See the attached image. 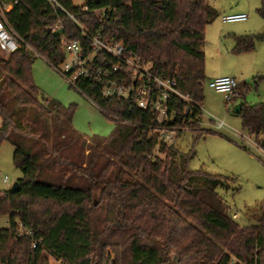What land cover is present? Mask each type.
<instances>
[{
    "label": "trees",
    "instance_id": "trees-1",
    "mask_svg": "<svg viewBox=\"0 0 264 264\" xmlns=\"http://www.w3.org/2000/svg\"><path fill=\"white\" fill-rule=\"evenodd\" d=\"M62 4L203 103L206 27L218 17L209 0H93L87 12L72 0ZM258 13L264 19V0ZM6 19L31 49L23 43L0 54V146L12 144L23 173L19 191H0V217L10 216L0 229V264H264V210L257 224L240 225L216 189L230 178L190 170L194 145L181 154L105 111L142 124L155 121L151 112L103 98L102 82L81 79L78 90L115 124L109 136L85 137L72 127L74 105L38 98L37 53L53 67L66 57L52 28L84 39L64 11L48 0H18ZM233 38L240 54L264 33ZM240 103L243 128L264 149V103Z\"/></svg>",
    "mask_w": 264,
    "mask_h": 264
},
{
    "label": "rangeland",
    "instance_id": "rangeland-1",
    "mask_svg": "<svg viewBox=\"0 0 264 264\" xmlns=\"http://www.w3.org/2000/svg\"><path fill=\"white\" fill-rule=\"evenodd\" d=\"M81 4L84 0H74ZM218 17L207 25L205 47L206 80L203 86L205 99L203 106L216 117L225 118L230 127L218 130L210 124L213 132H203L198 136L192 131L180 133L175 140L181 154H186L194 145L190 170L203 169L207 173L223 175L224 180L216 189L224 202L229 205V213L236 214V221L242 226L257 224L258 216L264 210V156L252 147L245 137L254 136L243 128L239 115L230 110L223 94L208 87L215 75H229L239 80L240 91L248 103H264V40H257L250 52L235 54L232 38L234 34H263L264 19L258 13L261 0H209ZM235 13L250 14L247 21L225 23L222 17ZM223 31V34L221 32ZM1 55H3L0 52ZM34 83L40 100L55 99L63 106L74 105L72 127L85 137L109 136L114 130V122L100 110L82 91L66 81L64 76L38 53L32 65ZM256 76H260L256 77ZM3 118L0 116V126ZM206 122V120H205ZM240 132L241 134H239ZM246 147V148H245ZM15 148L8 141L0 146V191L10 190L23 176L13 162ZM7 177L8 181L3 178ZM203 179V183H204ZM10 216L0 217V229L9 226Z\"/></svg>",
    "mask_w": 264,
    "mask_h": 264
},
{
    "label": "built area",
    "instance_id": "built-area-1",
    "mask_svg": "<svg viewBox=\"0 0 264 264\" xmlns=\"http://www.w3.org/2000/svg\"><path fill=\"white\" fill-rule=\"evenodd\" d=\"M92 1L84 0L80 5H84V10L87 12L90 10L87 2ZM72 2L75 4L74 0ZM17 3L18 0H0V52L7 57L23 43L26 44L6 19V13L10 12ZM48 3L54 10L64 11L76 23L84 36L83 40L71 39L63 33V25L56 24L52 28V31L59 36L61 46L66 53L63 63L54 68L77 89L81 79L102 82L101 96L103 98L128 100L130 109L136 107L141 111H149L155 116V121L135 123L105 111L110 116L126 124L142 127L148 139L166 143L169 146L176 145V137L182 132H213L212 127L205 128L204 125L207 122L218 130L230 127L225 118L216 117L194 96L184 94L178 88V81L175 78L155 74L154 65L150 60L128 52L121 42L113 38L105 39L100 32L92 33L68 11L62 4V0H48ZM249 18L250 14L235 13L223 16L222 20L225 23H235L247 21ZM26 45L31 49L28 44ZM208 87L218 94H223L227 110H230L243 96L239 89V80L229 75L211 79ZM90 99L100 107L96 101ZM178 102L183 104L181 112L177 108ZM195 123H198L199 127L192 126ZM245 140L264 156V149L256 140L250 137H245ZM3 180L7 182L8 178L4 177ZM232 217L236 219V214Z\"/></svg>",
    "mask_w": 264,
    "mask_h": 264
},
{
    "label": "water",
    "instance_id": "water-1",
    "mask_svg": "<svg viewBox=\"0 0 264 264\" xmlns=\"http://www.w3.org/2000/svg\"><path fill=\"white\" fill-rule=\"evenodd\" d=\"M50 30H51V28H50ZM240 107H241V103L239 102L237 105H235L234 106V110H233V112L235 113V114H238L239 112H240ZM19 189H20V182L19 181H17L16 183H14V185L11 187V191H19Z\"/></svg>",
    "mask_w": 264,
    "mask_h": 264
},
{
    "label": "crops",
    "instance_id": "crops-1",
    "mask_svg": "<svg viewBox=\"0 0 264 264\" xmlns=\"http://www.w3.org/2000/svg\"><path fill=\"white\" fill-rule=\"evenodd\" d=\"M261 4H262V0H261ZM206 31H207V28H206ZM221 34H223V31L221 32ZM237 34V33H236ZM234 44H235V42H234V38H232V45L234 46ZM42 57V56H41ZM43 58V57H42ZM221 75H224V74H221ZM221 75H215V76H212L211 78H217V77H221ZM243 92H244V90H243ZM242 92V93H243ZM243 95H244V93H243ZM241 98H243V96L241 97ZM240 98V100L239 101H242V99Z\"/></svg>",
    "mask_w": 264,
    "mask_h": 264
}]
</instances>
